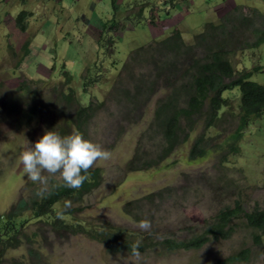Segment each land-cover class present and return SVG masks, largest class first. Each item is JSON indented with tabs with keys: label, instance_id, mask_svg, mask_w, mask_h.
<instances>
[{
	"label": "rangeland",
	"instance_id": "rangeland-1",
	"mask_svg": "<svg viewBox=\"0 0 264 264\" xmlns=\"http://www.w3.org/2000/svg\"><path fill=\"white\" fill-rule=\"evenodd\" d=\"M133 1L134 7L126 5L125 10L123 7L116 8L117 13L112 18L119 19V24L113 26L115 29L105 28L109 32L104 34L97 24L110 22L109 12L113 6L110 0H0V213L7 211L20 195L27 192V184H38L30 181L23 172L19 155L27 142L34 145L38 141L46 126L45 114L48 113V121L56 118L53 112H40L29 125L16 124L19 108L11 110L8 102L20 97L21 91L17 86L22 80L41 79L33 85L45 95L40 98L46 103L53 96V92L49 94L50 87L58 81L49 78V68L54 66L55 71L51 74H56L64 66L74 73V83L78 87L77 80L86 74L88 66L96 82L86 89L90 95L85 99L103 100L110 83L119 80L121 75L120 68L113 67L118 56L116 52L127 55L174 29L181 32L183 40L189 45L194 34L202 31L206 22L217 24L226 11L234 8V4L248 16L264 11V0H175L173 4L166 0ZM120 2L117 0V6ZM140 2L143 12L139 18L136 12L140 9ZM21 9L30 13L26 18V31L19 33L17 27L10 23L13 18L6 14L18 13ZM151 12L158 16V24L138 25L147 24ZM126 17L135 25L130 26L129 21L122 20ZM103 36H114V45L107 46ZM27 40L28 55L17 67L22 55L20 47ZM244 40L241 39L236 46L238 49L232 62L240 70L259 66L258 70L253 69L249 79L264 85V41L257 47L245 49L242 47L245 46L242 44ZM10 42L17 51L15 58L7 52L6 45ZM163 92L158 91L151 99L143 121L131 127L109 150L111 158L93 165L102 170L100 185L84 196L82 212L75 213L83 219L87 229L110 223L128 229L131 239H139L140 221L127 215L122 205L160 188H169V192L165 193L164 204L159 211H154L153 222H150L155 240L165 236L186 241L203 234L207 225L216 219L217 212L229 205L234 207L235 200L243 199L245 209L264 203V116L245 129L239 142V153L224 156L227 160L225 168L217 165L213 155L198 161L188 160L193 133L186 144L179 146L159 166L146 170L125 169L126 163L131 161L139 134L152 117L155 99ZM223 95L228 96L233 107L237 104L238 88L226 90ZM236 111L237 108L233 109V112ZM233 128L234 121H227L221 127L225 131H221L228 134ZM200 129L202 127L199 126L197 130ZM213 131L211 129L209 133L213 134ZM97 139L95 137L94 143L107 149V142L99 134ZM50 177L58 179L60 175L57 173ZM226 179L231 182L226 183ZM55 209L60 210V204H56ZM69 216L63 218L69 221ZM229 224L231 236L228 239H212L199 248L170 252L156 247L155 252L140 253L138 257L127 251L109 253L99 242L84 234L67 237L66 241L56 240V236L48 234V227L39 220L29 225L25 234L35 248H40L47 264H213L217 258L241 248H252L255 244L253 230L244 214L232 216ZM39 227L45 229L38 230ZM33 233L35 236H32ZM261 240L260 247L264 249V235ZM27 247L25 243L8 249L3 264H27ZM263 257L264 253L255 255L260 262Z\"/></svg>",
	"mask_w": 264,
	"mask_h": 264
},
{
	"label": "trees",
	"instance_id": "trees-1",
	"mask_svg": "<svg viewBox=\"0 0 264 264\" xmlns=\"http://www.w3.org/2000/svg\"><path fill=\"white\" fill-rule=\"evenodd\" d=\"M110 1L113 4L109 12L110 22L97 24L104 33L109 32L105 28L115 29L119 24V19L112 18V15L117 13V0ZM129 4L133 5V1L124 2L125 6ZM141 11H138V15ZM29 13L26 9H21L18 13L8 15L13 18L14 26L23 32L26 30V18ZM122 20L129 21L130 26L135 25L127 17ZM149 22L157 23L154 19ZM248 34L252 37H247ZM104 39L107 40V46L114 45V36ZM241 39H245L242 42L245 49L257 47L264 41V11L248 16L236 5L226 11L217 24L206 22L203 30L194 34L189 45L183 40L181 32L174 29L168 36L154 38L127 55H119L116 52L118 56L113 67L120 68L121 75L119 80L110 83V89L103 100L85 99L90 95L86 89L96 82L90 67L86 66V74L78 78L76 87L74 73L63 66L60 72L51 74L55 71L52 66L48 69V76L58 81L50 87L49 94L53 92V96H50L46 103L41 100L45 95L33 85L42 80L34 78L22 80L17 86L21 91L20 97L10 99L8 103L11 110L19 108V114L16 115L17 125H29L33 119L36 120L40 112H53L56 118L52 121H48V113L45 114L46 126L38 140L46 131L56 132L61 137L79 131L84 139L93 143L99 134V137L107 142V150H110L132 126L143 121L151 99L158 91L163 90L164 92L159 93L155 99L152 117L139 134L131 161L126 163L125 169L146 170L159 166L179 146L186 144L193 133L188 160L198 161L213 155L217 165L225 168L227 160L224 156L238 154L239 142L245 129L264 116V85L249 79L253 69L258 70L259 66L251 70H240L236 69L232 62V57L238 49L236 46ZM28 44L29 40L20 47L22 55L17 61V67L28 55ZM6 48L15 58L17 51L13 44L10 42ZM92 67L96 69L95 64ZM123 72L125 75H122ZM234 88H238L239 98L233 107L231 100L223 93ZM46 107L48 109L44 111ZM236 108L237 111L233 112ZM227 121H234V128L224 134L225 129L221 127ZM199 126L202 129L198 131ZM211 129H214L213 134L209 133ZM87 175L89 179L79 189L68 188L64 186L61 178L58 180L50 177L46 190L40 195L37 193L41 185L27 184V192L20 195L7 211L0 213V264L3 263L2 257L9 246L22 244V239L26 243H32L25 234V229L31 221L28 219H38L46 224L58 238L81 233L102 242L110 252L132 253L133 246L139 244L138 252L149 254L151 251L155 252L156 247L170 252L199 248L212 239H228L231 236L229 221L232 216L238 214H244L246 217L253 230L255 244L252 248H241L217 258L213 264H256L254 258L260 252L261 238L264 235V203L245 209L243 199L235 200L234 207L229 205L217 212L216 219L207 225L203 234L186 241L165 236L155 240L151 229L141 230L139 239H131L128 229L121 226L105 223L104 226L110 228L101 225L87 229L80 224L75 226L74 222L62 218V215L73 212L74 203H78L81 209L83 196L100 184L101 170L98 167L92 166ZM229 182L231 180L226 179V183ZM30 186L33 187L29 188ZM165 189L126 202L123 206L124 212L135 220L139 219L138 215L141 213L153 216L152 211H159L166 200L164 195L169 192V188ZM61 200L68 207L58 213L54 207L56 202ZM29 254L33 259L32 264H42V255L38 250L32 247Z\"/></svg>",
	"mask_w": 264,
	"mask_h": 264
},
{
	"label": "clouds",
	"instance_id": "clouds-1",
	"mask_svg": "<svg viewBox=\"0 0 264 264\" xmlns=\"http://www.w3.org/2000/svg\"><path fill=\"white\" fill-rule=\"evenodd\" d=\"M4 1H6V0H4ZM125 1L126 0H121L119 6H117V7H119L120 9L123 7V9L125 10L126 9V7L124 5ZM127 1L130 2V0H127ZM166 1H170L172 4L175 2V0H166ZM122 2H123V4H122ZM134 3L135 2L133 1V5L129 4L127 7L128 8H131V6L134 7ZM142 5L143 4L140 2V9L139 10H142V11H141V14L138 15L139 18L142 16V12H143ZM234 6H236V4H234ZM138 11L136 13H138ZM136 13H133V15H136ZM6 15H8V14H6ZM157 18H158V16H156L153 12H151L148 19H147V24H145V23H143V24L144 25L158 24ZM151 19H154L155 21H157V23H150L149 21ZM10 23H13V20H11ZM18 32L20 33L21 31L18 30ZM168 35H166V36H168ZM139 124H137V125H139ZM132 127H134V126H132ZM110 158H111V153L109 152V150L103 148L100 144L93 143L89 140L84 139L83 134L80 133L79 131H75L71 135L64 136V137H61L56 132L46 131L45 134L34 145H32L28 142L26 143L25 149L19 155V162L22 165V170L26 174L27 178L30 181H32L33 183H38L39 185H41V188L38 190V193H37L38 195H40L47 188L49 176L55 175L57 173H59V175H60L59 178L62 179L64 186L71 188V189H79L83 185V183L89 179V176L87 175L89 169L97 161H108ZM95 167H98V166H95ZM98 168L101 170L100 167H98ZM43 173H47L48 175H44ZM82 173H84V174H82ZM102 174L103 173L101 170V179H102ZM59 178H58V180H59ZM96 188H94V189H96ZM161 189H164V188H160L157 190H161ZM157 190H155V191H157ZM151 192H154V191H151ZM151 192H148L144 196L148 195ZM89 193H87V194H89ZM87 194H85V195H87ZM84 196L82 199H84ZM139 198H141V197H139ZM139 198H134L132 200L139 199ZM64 203L65 202L63 200H61L60 202H58V201L56 202V204H60V207H61L60 210H66L67 209L68 206H67V204L65 205ZM124 204L122 205V210H123ZM81 205H82V208L80 209L79 204L74 203L73 206H75V209L73 210V212H68V213L62 215V218L65 215H70L69 216V222H74L73 224L75 226H76V224H80V225L85 226L83 219H80V218H78V216L75 215V213H79V212L81 213L82 212V210L84 208L83 200L81 202ZM161 207H162V205H161ZM60 210H56V211L59 213ZM152 215H154V211H152ZM138 216H139L138 220L140 221L141 230L142 229L148 230V229L153 228L152 226H150V222H153V218H152L153 216H151V215L149 216L146 213L145 214L141 213ZM30 220H31V221H29L30 224H28L27 227H29V225H32L33 223L38 221V219H33L34 221L32 219H30ZM42 224H44V223H42ZM44 225L47 226L46 224H44ZM41 229H45V228L44 227L38 228V230H41ZM49 230L50 229L48 228V231ZM46 231H47V229H46ZM49 233H51V235L56 236L54 233H52L51 230L49 231ZM80 234L81 233H78L76 235H80ZM67 237H70V236H67ZM67 237H65V238H67ZM65 238H58L56 236V240L66 241ZM89 239H93V238H89ZM93 240L99 242L103 246L105 251H107L109 253H114V252H110L107 249H105L102 242L98 241L97 239H93ZM21 243L25 244L26 242L23 243V239H22ZM17 244H15L13 246H9L7 248V250L10 248H17L21 245V244L20 245H17ZM27 246H28L27 247V254H28L27 264H32L33 259H32V256L29 254V250L33 247L34 249L38 250L39 253H41L40 248L39 247L35 248L33 246V242L31 244L27 243ZM138 248H139V244H136L133 246L132 254L135 257H138L140 254L138 252ZM6 251L4 252L3 257L5 256ZM115 253H120V252L118 251ZM259 253H261V254L264 253V249L261 248ZM41 255H42L41 261L43 259L42 264H45V263L47 264V260L44 258V255L42 253H41ZM3 257H2V259H3ZM254 260H255L256 264H264V257L262 258L261 262L258 261L256 258H254Z\"/></svg>",
	"mask_w": 264,
	"mask_h": 264
},
{
	"label": "crops",
	"instance_id": "crops-1",
	"mask_svg": "<svg viewBox=\"0 0 264 264\" xmlns=\"http://www.w3.org/2000/svg\"><path fill=\"white\" fill-rule=\"evenodd\" d=\"M7 1V0H6Z\"/></svg>",
	"mask_w": 264,
	"mask_h": 264
}]
</instances>
